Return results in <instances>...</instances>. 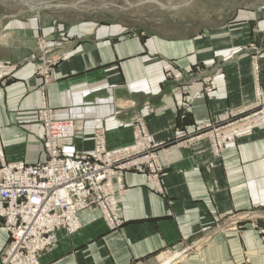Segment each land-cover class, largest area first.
I'll return each mask as SVG.
<instances>
[{
  "label": "crops",
  "instance_id": "1",
  "mask_svg": "<svg viewBox=\"0 0 264 264\" xmlns=\"http://www.w3.org/2000/svg\"><path fill=\"white\" fill-rule=\"evenodd\" d=\"M202 1L148 6L163 12L138 24L0 15V63H15L0 82V165L45 160L42 105L75 122L67 144L81 154L98 134L109 149L140 132L161 144L156 176L124 172L118 227L97 207L81 210L80 229L56 231L40 264H161L175 254L170 264H264V128L219 155L197 129L248 111L264 90V1ZM196 5L207 16H178ZM39 35L50 40L45 60ZM8 239L0 218V264Z\"/></svg>",
  "mask_w": 264,
  "mask_h": 264
},
{
  "label": "built area",
  "instance_id": "2",
  "mask_svg": "<svg viewBox=\"0 0 264 264\" xmlns=\"http://www.w3.org/2000/svg\"><path fill=\"white\" fill-rule=\"evenodd\" d=\"M39 49L44 51L45 46L41 44ZM13 69V64L0 63L1 83ZM38 70L48 76L46 66ZM37 114L43 126L45 160L33 165H0V200L4 203L0 218L9 232L2 251L3 264H38L39 254L51 245L56 231L71 235L80 229L81 210L97 207L109 228L118 227V197L124 191V169L145 166L154 176L159 171L156 152L161 144L141 132L132 144L113 149L106 148L103 135L98 134L93 150L81 154L67 144L76 130L72 119L54 118L45 105ZM255 128H264L261 88L255 90L253 109L226 123L206 125L205 129L214 150H218L226 142L251 134Z\"/></svg>",
  "mask_w": 264,
  "mask_h": 264
},
{
  "label": "rangeland",
  "instance_id": "3",
  "mask_svg": "<svg viewBox=\"0 0 264 264\" xmlns=\"http://www.w3.org/2000/svg\"><path fill=\"white\" fill-rule=\"evenodd\" d=\"M31 1H33V2H52V3L65 4L66 6H64V8L56 7V8H52V9L47 8V9H43L40 11H35L36 14H38V13L40 14L41 18L46 17L47 19L50 20V18L46 16V13L49 11L50 13L54 14V16L52 15L51 17H53L57 21L80 20V19H84V18L93 17V18H96L98 20H103V21L120 20V21H128L130 23L132 22V23L138 24V23L143 22V20L145 18L152 17V16H150L151 14H160L163 12L161 10L160 11L157 10L154 7L146 10L145 9L146 7L155 5L153 3L150 4L149 0H127L128 2L126 0H87V1L86 0H31ZM156 1H159L162 3L165 2V3H171V4H178V5H180L184 2H188V0H156ZM215 1H217V0H215ZM237 1H239V0H237ZM261 1H264V0H261ZM128 3L131 4L132 6L129 5ZM194 4H198V3H194ZM199 4H201V3H199ZM202 4L207 5V0H203ZM68 5H71V6H68ZM75 5H77L76 7H78V8L85 6L89 9H85V10L84 9L83 10L77 9V10H75V9H73L74 8L73 6H75ZM196 6L197 7H195V9H193V12L191 11V9H190V12H183L182 9H179V11H177L178 16H182L185 19H190V17H192L193 14H195V16H198V15L203 16V17H204V15L207 16V14L200 8V6H198V5H196ZM90 7H99L98 8L99 10H97L96 8L91 9ZM24 8H25V6L17 0H0V15H9V16L10 15H16L18 10H21ZM13 17H15V16H13ZM54 31H56V30H54ZM37 41H38L39 45L43 44L45 46V50L43 49L44 51L40 52V49H38V53L41 54L40 57H43L45 60L46 57L50 53V46L48 44V42L50 40H48V38L44 37L43 35H39V38L37 39ZM55 41H57V40H55ZM42 55H44V56H42ZM14 64L15 63H13V65ZM251 109H253V107ZM251 109H249L248 111H250ZM248 111H246V112H248ZM244 114H245V111H241L239 113H234L231 116H229V118L225 121V123L228 120L235 119L237 116L244 115ZM201 127L205 129L206 125H203ZM184 137H185V138H183L184 141L191 142L192 137H186V136H184ZM241 137H243V136H241ZM208 138L210 139L211 136H208ZM237 138H239V137H237ZM133 142H134V140H133ZM152 142H154V141H152ZM228 143H230V142L224 143L223 146L221 147V149L215 150L216 154L217 155L221 154V152L223 151V149L225 148V146ZM94 144H95V140H94ZM130 168H136V166L135 167H129V168L127 167L126 169H124L123 174L126 170H128ZM181 256H182V254H179V255L175 254L174 258L172 260V263L176 259H179ZM38 264H40L39 257H38Z\"/></svg>",
  "mask_w": 264,
  "mask_h": 264
},
{
  "label": "water",
  "instance_id": "4",
  "mask_svg": "<svg viewBox=\"0 0 264 264\" xmlns=\"http://www.w3.org/2000/svg\"><path fill=\"white\" fill-rule=\"evenodd\" d=\"M17 1L21 2L25 6L24 10L19 11L18 14H22L25 12L40 11V10L47 9V8H56V7L66 6L65 4L52 3V2H33L31 0H17ZM149 3H153L158 6H165L164 3L156 1V0H149ZM167 7H171V6H167Z\"/></svg>",
  "mask_w": 264,
  "mask_h": 264
},
{
  "label": "bare ground",
  "instance_id": "5",
  "mask_svg": "<svg viewBox=\"0 0 264 264\" xmlns=\"http://www.w3.org/2000/svg\"><path fill=\"white\" fill-rule=\"evenodd\" d=\"M246 136V135H244ZM172 261V256L168 257L166 260H164L161 264H170V262Z\"/></svg>",
  "mask_w": 264,
  "mask_h": 264
}]
</instances>
